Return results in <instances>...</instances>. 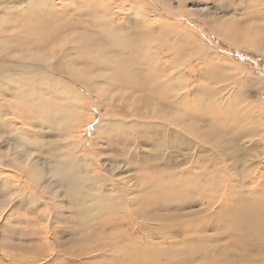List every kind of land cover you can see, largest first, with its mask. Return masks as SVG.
<instances>
[{"label":"bare ground","instance_id":"obj_1","mask_svg":"<svg viewBox=\"0 0 264 264\" xmlns=\"http://www.w3.org/2000/svg\"><path fill=\"white\" fill-rule=\"evenodd\" d=\"M98 1L70 0L71 7L66 8L64 4L56 7L54 0L48 3L37 0V7L16 10V18L26 19L25 29L36 30L43 25L49 28L55 26L53 22L62 23L60 31L68 29L67 34L60 35L58 30L36 40V45H40L56 39L45 51L34 47L17 55L20 53L18 45L13 42L21 38L0 37V51L1 46L9 44V49L15 54L0 57V96L24 99L29 111L37 105L41 109L47 108L48 101H55L57 95H62L57 100L62 107L66 106L67 111L63 118L49 117L44 124L49 131L56 132L55 144L47 148L41 141L33 145L29 143V168L39 173V176H33L34 181L41 184L48 176L44 167L35 161L37 154L44 149L47 155L45 163L54 182L43 190L29 188V194H12L15 198L20 197V202L29 204L25 213L29 214L32 241H42L41 245L51 248L49 234H52L54 251H60L57 240L62 232L53 230L60 223H72L86 229L88 226L117 228L127 234L128 245L131 246L129 254L136 256V259L131 256L133 264L140 261L145 262L140 264H157L159 257L152 258L156 256V247L161 249L158 255L169 256L164 264H180L175 252L190 249L193 256L207 254L209 246L202 253L195 252L192 241L221 242L219 230L231 222L234 230L225 232L223 238L228 237L230 241L242 239L235 255L229 251L223 254L226 260H243L242 257L249 253L256 258L264 257V151L258 159H245L248 152L242 145L247 140L251 144L256 136L257 139L260 136L257 144L264 147L263 105L253 104L244 98L247 100L245 111L250 113L246 116L240 109L235 110L241 97L234 100L237 93L228 89L230 84L223 85L232 79L227 74L232 67L224 65L223 60L234 61L225 56L214 42L216 39L236 48H253L264 55V40L258 35L251 38L252 30L247 23L252 20L264 22L262 4L259 0L243 2L246 17L243 21L234 18L223 20L210 15L202 19L192 15L196 17L192 22L186 16L178 19L181 16L179 10L188 7L190 0H178L176 4L158 0L164 11L158 13L159 28L155 30L136 19L145 21L151 16L139 8L140 0H118L130 5V9L123 7L120 10L125 21L131 17L134 19L126 24H123V18L116 21V12L112 10L116 5L112 1L116 0H105L104 5H99ZM1 13L12 16L6 11ZM71 14L74 16L72 20L68 19ZM182 18L184 21L179 22ZM30 19L34 22L29 23ZM186 19L190 25L183 28ZM3 23L6 21L0 19V28ZM165 24L182 33L165 30L162 28ZM126 26H136L137 30L128 31ZM9 29L15 31L17 27L10 26ZM158 32L164 37L170 33L182 37V44L169 46L168 53L163 54V50L156 52ZM97 41L112 46V50L101 52L91 64L86 63L92 72L78 68L77 60L89 61V54L98 50ZM132 43L140 46L133 51L135 46ZM178 49L197 60L196 65H191L185 72H178L175 65L182 61V53ZM126 50L132 53L128 54ZM133 53L137 61L124 70V76L118 74L117 80L110 75L104 76L116 68L107 63L108 55L132 57ZM133 70H136V75ZM94 71L100 74L93 76ZM14 72L19 76L14 77ZM211 74L218 76V80L213 81ZM242 76L250 84L258 83L250 74ZM14 86L16 89L11 92ZM93 93L111 99V104H107V100L104 102L105 113L118 117L117 122L113 123L114 120L107 115L92 110L89 101ZM33 99L36 104L29 102ZM128 99L131 103H126L127 109L124 105L125 108L114 106ZM77 100L82 104L78 105ZM15 102L0 98V129L8 125L7 122L14 123L11 110ZM86 107L90 118L71 112L78 108L85 111ZM252 116L254 120L258 119L259 128L253 118L249 121ZM93 121L97 124V136L91 141L86 139V135ZM221 127L228 134L220 135ZM15 129L26 132L23 128ZM9 163L2 161L1 165L7 167ZM60 198L64 202H58ZM64 210L74 215L65 217L62 215ZM49 212L54 214L52 218ZM36 226L39 227L37 230L34 229ZM6 227L5 223L0 225L2 254L6 250L1 242ZM122 228L126 229L123 231ZM93 230L99 233L97 227ZM209 231L217 232V237L210 241ZM178 238L189 239L191 244L184 240L179 242ZM117 242L109 239L107 244L111 246ZM30 248V252L40 250L39 245L32 247V251ZM122 251L117 249L115 253ZM206 256L209 262L215 261L212 255H204L203 261ZM148 260L151 263L146 262Z\"/></svg>","mask_w":264,"mask_h":264},{"label":"rangeland","instance_id":"obj_2","mask_svg":"<svg viewBox=\"0 0 264 264\" xmlns=\"http://www.w3.org/2000/svg\"><path fill=\"white\" fill-rule=\"evenodd\" d=\"M36 1L37 0H2V2L0 3V12L6 11V12H9V15H12V16H4L2 13L0 14V19H2L3 21H6V23H3L2 27L0 28V37L1 38H7V37L8 38H21L19 41L13 42L14 44L16 43V45H18L17 48L20 53H18L17 55L25 54L29 49L31 48L34 49V47L37 50H44V51L46 49H49L55 43L56 39L54 41H51L49 44L44 43L40 45H36V40L44 38L45 35L49 32H54L58 30L60 31V27H62L61 22H53L55 26H52L49 28L46 25H43L36 30L25 29L23 26L26 22V19L16 18L15 12L19 8H26L28 6L29 8L34 7V6L37 7L38 2ZM44 1L48 3V2H52L53 0H44ZM124 1H127V0H124ZM140 1L141 2L139 3V8L143 9L144 14L148 12L149 14H151V16L149 19L145 21H143L142 18H136V19L145 24H148L153 29L157 30L159 28L158 23L160 21L158 18V13L161 10L164 11L161 3L158 0H140ZM169 1L173 4H176L178 2V0H169ZM245 1L247 0H190L188 7H185L179 10L181 16L178 19L186 16L187 19L194 22L196 17H193L192 15L194 16L197 15V17L199 18L201 17L202 19L205 18L206 15H210L212 17L216 16V18H220L223 20L234 18L238 21L239 20L243 21V20H246V17L244 16L245 10H243L244 9L243 2ZM112 2H114L117 5V6L114 5L115 8L112 7V10L116 12V16H117L116 21H119L122 18H123V21H122L123 24L124 23L126 24L128 21H134V19H132L133 17L125 21L124 15L120 14V10H122L123 7L130 9V5H128L127 3L118 1V0L112 1ZM258 2L262 4L261 9L264 10V7H263L264 0H259ZM53 3H55L56 7H60L63 4L66 8H68V6L71 7L70 0H54ZM99 3L103 4L106 2L105 0H99L98 4ZM253 4H254V1H252V5ZM174 7H177V5H175ZM67 17L65 21H67ZM69 17L70 18L68 19H71V20L74 18L72 14ZM187 19H186V24L182 25L183 28L190 25ZM183 21H184V18L179 20V22H183ZM32 22L34 21L30 19L29 23H32ZM247 23L249 24L248 26L249 30H252L250 37L254 38L258 35L261 37L262 40H264V27L261 25V24H264V22L262 21L257 22V21L252 20L249 22L247 21ZM10 26H15L17 27V29L15 31H12L9 29ZM162 28H164L165 30H170L171 32L175 30V31L182 33L181 30H176L173 27L170 28L167 24L162 25ZM126 30L136 31L137 27L136 26H128V27L126 26ZM143 31H145V28L143 29ZM141 32H137V33H141ZM65 33L66 34L69 33L68 29H64L63 31L59 32L60 35L65 34ZM125 33L129 37H132L128 34L129 32L125 31ZM156 34L159 36L157 46L154 49V51L156 52L163 50V54L168 53L170 51L169 46L175 45L177 47L178 45L182 44V37L178 38L174 36L173 33H170V35H166V37H164L159 32ZM214 42L218 45V48L221 50V52L222 53L224 52L223 54L225 56H228L232 61H234L233 63H229L223 60L224 65H227L228 67H232V69L228 71L227 73L228 76H230L232 79L231 80L229 79L223 85L230 84L228 89L231 90V92L237 93L236 94L237 96L234 97V100L238 97H241L239 98L240 102L237 100L238 107H236L235 110L237 111L240 109L241 114L247 116L248 113H250V112H246L247 104L245 102L248 99H250V101H252L253 104L254 103H256L257 105L258 103L262 104L263 105L262 108L264 110V55H262L260 51L253 50V48L250 49L245 46L236 48V47H232L231 45L229 46L228 44H226L225 42L221 40L219 41L216 39L214 40ZM97 45H98L97 46L98 50L89 54L91 56V59L89 61H86V62L82 60L76 61L78 68H84L92 72V70L86 66V63L91 64V61H93L94 58L99 57L101 52H104V53L110 52L113 48L112 46L109 47L101 43L100 41H97ZM132 45L135 46V47L131 46L133 51L140 46V44H134V43H132ZM1 47L2 49L0 51V57L6 56L9 54L15 55L12 49H9L10 47L9 44H6ZM126 52L128 54L132 53L131 51H128V50H126ZM178 52L180 54L182 53L180 55L181 57L180 59H182V61L180 60L178 64L175 65V69L177 68L178 72H183V71L185 72L188 70V68L191 65L192 66L196 65L197 60H193L191 57L187 56V54H185L184 52H180L179 49H178ZM135 61H137V59L134 53L132 57L125 55V54H123V56L121 57H114V56L108 55L107 63L114 65L116 68L112 72H106L104 76L110 75V78L117 80L118 74L120 76H124V70L128 68L129 65L134 64ZM174 72H177V71L174 70ZM133 73L136 75V70H133ZM99 74L100 72H96V71L92 73L93 76H96ZM242 74L244 75L250 74V77L253 80L257 81L258 83L250 84L246 82ZM18 76H19L18 73L14 72V77H18ZM211 76H212L213 81L218 80V76L214 77L212 74ZM138 82H140L139 78H138ZM241 82L243 85L241 84ZM214 83H218V82H214ZM241 86H243L245 89L242 88ZM15 89L16 87L14 86L11 92H13ZM233 89L235 91H233ZM90 97H91V100L89 102L91 104L92 110H97L102 115H107L105 113L106 108L104 106V102L107 100L108 101L107 104H111V99H108V96L98 97L96 93H93ZM0 98L4 99L5 101H11V102H14L16 100L14 109L11 110L13 114V116L11 117L13 118L14 123L11 124L10 122H7L8 125L0 129V216H1L0 225H4L5 223L8 226L6 227L4 238L1 240L2 248L6 247L4 248V250L5 249L6 250L4 254L0 253V257H1L0 264H17L18 261H19V264H33V262L34 264H63V263L64 264H124L123 262H125V264H133V259L131 258V256L135 259H136V256L133 253L129 254L131 252L130 250L131 246L128 245L129 241L127 239V234H125V231H124L126 228L124 229L122 228L124 231V233H122V230L117 229V228L108 227L109 228L108 229L107 227H103L102 229L99 226H95L93 228L97 227L99 231V233H95L91 226H88L89 229H86V227H78V226L76 227L72 223L64 222L63 224L62 223L58 224V226L53 229V230H60L62 232V234L59 235V240H57L60 243V251L59 250L54 251L55 249L54 236H52V234H49L50 236L49 242L51 244V248L41 245L42 244L41 240H40L41 243H38V242L35 243L34 241H32L31 238L33 237L29 233V229H30L29 228V214L25 213V210H29V204L27 202H20L18 200L20 199V197L15 198L12 194L14 193H18L17 195H21L25 193L29 194V188H31V190L39 191V190L45 189L46 187H48L50 184L54 182V179L50 178V169L45 163L47 155L44 149L40 150V154H37L35 161H37V164L39 166L44 167L43 169L47 172L48 176L45 179H43L41 184L39 182L34 181L33 176L34 175L39 176V173L36 170L29 168V143L33 145L37 141H41L46 145L47 148L55 144L57 140L56 132L49 131L48 127L44 124L46 122V119L49 117H53V116L61 117L62 116L63 118L64 115L66 116L67 114V111L65 110L66 106L62 107V103L60 102V100H57V99H61L62 95H57V98L55 101H48L49 107L47 108L41 109L37 105L36 107L34 106L29 111L26 108L27 102L24 99L20 100L17 97L13 98L11 97V95L5 96V97L0 96ZM117 98L120 99V97H117ZM244 98H247V100ZM29 102L35 103V104L37 103L35 99L29 100ZM72 102H73V99L71 100L70 103ZM115 102L116 101L114 100V103ZM127 102L131 103V99L125 100L121 102V104L119 103H115V104L113 103V104L117 108L125 106L127 109L128 108V106L126 105ZM77 103L78 105L82 104V102L78 100H77ZM241 107L244 108V110ZM86 111H87V107L85 111L82 108H78L76 111H71V112H73V114L76 116L82 113V116L85 117V119L90 118L89 115L86 114L87 113ZM251 111L254 112V109H251ZM107 117H109L111 120H114L113 123L118 121V117H116L115 115L109 114L107 115ZM69 118L71 119L73 117H69ZM252 118H253V121L257 125L256 121L258 119L254 120L255 118L252 116L249 119V121H252ZM12 126L13 128L15 127L18 129L23 128L26 130V132L18 131L15 128L13 129ZM96 126L97 124H95V122L93 121V125L90 126L87 132L86 139L93 141V139L97 136ZM224 129L221 127L220 135L228 134L223 131ZM215 132H217V130ZM258 139L256 136L254 140H252L253 143L251 142V144L255 146L248 144L247 143L248 140L242 144L246 148L245 151L248 152V154L244 156L245 159L254 160L262 156L264 147L258 146L257 144ZM239 150L241 151L240 147H239ZM251 158H254V159H251ZM2 161H8L10 163L7 165V167H3L1 165ZM1 177L5 179H9V180H4ZM60 201L64 202L63 198H60L58 200V202ZM4 209H7V210H4ZM65 211L66 210L62 212V215H64L65 217H71L74 215L73 213H69ZM23 214H26V216L25 215L23 216ZM48 215L50 216L51 212H49ZM53 215L54 214H52L50 218H52ZM148 223L149 222H147L146 224ZM38 228H39L38 226L34 227V229L36 230ZM229 230L231 231L234 230V227L232 226L231 222H229L228 224H226L223 228L219 230V234L221 232L222 240L221 242H218V243L216 242L214 244H212L211 242H204V241H198V240H196V242L192 241V244H191V240L189 239L178 238L179 242L184 240V242L191 244L195 252L198 251L199 253H202V250H204L208 246H209L208 248L209 250L206 251L207 254L203 253L199 257L193 256L190 249H187L184 252L183 251L175 252L174 255H176V259L180 258L179 259L180 264H264V260H263L264 257L256 258V256H252L250 255V253L247 255L245 254V257H242L243 260L234 259V260L227 261L223 254H226V251H229L230 254L234 253L235 255L236 250H238L237 248L239 247V243L242 239L241 238L239 240L230 241L228 237H225L227 239L223 238L222 235L226 234L225 232ZM100 232L101 233L103 232V235ZM208 233L209 234L207 235H208L209 241L210 239H214L215 237H217L216 236L217 232L215 231H209ZM116 235L119 237L118 239ZM109 239L111 241H115V242L118 241V242L112 244L113 246L112 245L109 246L108 245ZM160 243L161 241L157 242V245L159 246ZM37 244L40 247L39 252H36L32 249V247L33 248L37 247L38 246ZM164 245L165 244H163V246ZM166 246L167 244L165 245V247ZM29 247H31L30 248L31 251L33 250L32 252L29 251ZM233 247L236 249H234ZM156 248H157L156 249L157 251L155 252L156 256L154 255L152 256V258L159 257L157 264H159V262L163 263L164 261H166V259L169 258V256L163 253H160V255H158L161 249L159 247H156ZM117 249L119 250L123 249L122 253H115ZM47 251H48V254L46 255ZM162 251L164 250L162 249ZM6 252H8L9 254ZM204 255H208V256L212 255L215 261L211 262L212 260H210L209 262L207 259V256H206V259H204L203 261ZM146 258L149 259V257H146ZM12 260L15 262H13ZM143 262L140 261V263H143ZM146 262L151 263L150 260Z\"/></svg>","mask_w":264,"mask_h":264}]
</instances>
